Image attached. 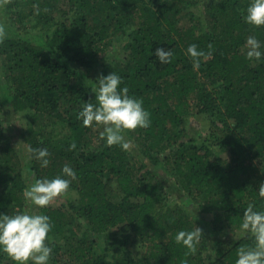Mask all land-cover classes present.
Returning <instances> with one entry per match:
<instances>
[{
  "label": "trees",
  "instance_id": "obj_1",
  "mask_svg": "<svg viewBox=\"0 0 264 264\" xmlns=\"http://www.w3.org/2000/svg\"><path fill=\"white\" fill-rule=\"evenodd\" d=\"M250 2L0 0V213L50 216L51 264H235L254 245L239 227L250 203L264 210V59L245 47L264 43V27L245 22ZM191 44L211 51L199 67ZM158 47L173 50L170 63ZM112 71L151 114L127 131L129 151L77 119ZM6 108L24 118L16 141ZM28 147H46L48 167ZM65 164L77 178L62 201L30 205L24 189ZM196 226L192 252L175 235ZM0 264L18 262L0 251Z\"/></svg>",
  "mask_w": 264,
  "mask_h": 264
},
{
  "label": "clouds",
  "instance_id": "obj_2",
  "mask_svg": "<svg viewBox=\"0 0 264 264\" xmlns=\"http://www.w3.org/2000/svg\"><path fill=\"white\" fill-rule=\"evenodd\" d=\"M244 20L255 27H264V0H251ZM245 47L246 58L250 61L264 59V43L256 36H248ZM212 46L209 45L211 50ZM193 58L195 67H199L200 59L207 58L211 51L204 52L196 44L187 48ZM154 55L161 63H170L173 50L158 47ZM94 88L96 103L85 102L78 113L77 119L83 126L103 125L100 139L107 146H119L125 151L133 148L131 140L126 139L128 130L147 128L151 125V114L144 108L142 98L129 95L128 87L121 86L123 77L115 71L107 76L101 75ZM76 148L72 142L70 150ZM50 152L46 147L26 150L27 159H36L41 167L50 164ZM77 178L76 170L68 164L62 168V174L51 179L44 177L35 179L24 189V197L30 205L45 208L58 197L65 194L73 180ZM258 194L264 197V183L259 186ZM240 230L254 239L253 246H242L237 249L235 264H264V210L249 204L243 212ZM53 224L47 214L24 210L11 214L0 213V251L8 253L18 264H51L53 247L50 233ZM204 237L203 230L196 226L192 230H180L175 241L195 252L196 246Z\"/></svg>",
  "mask_w": 264,
  "mask_h": 264
},
{
  "label": "rangeland",
  "instance_id": "obj_3",
  "mask_svg": "<svg viewBox=\"0 0 264 264\" xmlns=\"http://www.w3.org/2000/svg\"><path fill=\"white\" fill-rule=\"evenodd\" d=\"M2 81L0 80V83ZM24 118H22V115L20 114L19 116L16 115L10 108H6L5 109V114H4V121L5 123L8 124V133L10 135H13L14 137V141H16L18 139V137L20 136V133H21V129L24 127V121H23ZM193 127L195 128V131L197 132V134H200V135H205L207 132L206 130L204 129V127H202L199 122L197 121H194L193 122ZM61 200L62 201V198L61 196L58 197L54 202L53 204L54 205H58V201Z\"/></svg>",
  "mask_w": 264,
  "mask_h": 264
}]
</instances>
